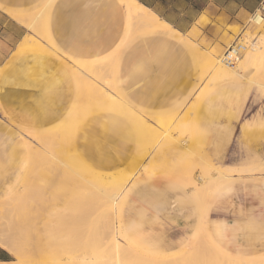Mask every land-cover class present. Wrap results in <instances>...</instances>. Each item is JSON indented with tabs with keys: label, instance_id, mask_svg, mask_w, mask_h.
<instances>
[{
	"label": "rangeland",
	"instance_id": "374dc122",
	"mask_svg": "<svg viewBox=\"0 0 264 264\" xmlns=\"http://www.w3.org/2000/svg\"><path fill=\"white\" fill-rule=\"evenodd\" d=\"M41 1L0 0V19H12L24 29L0 62L8 68L0 77V233L5 235L0 236H9L6 241L0 239L8 249L0 246L11 250L12 261H16V249L5 242L9 243L11 236L19 240L29 236L24 226H12L16 213L23 214L45 200L55 203L58 212L84 214L74 231L79 230L82 241L88 243L100 216L94 210L89 217L91 207L87 205L95 199L82 198L86 189L95 184L94 193L96 188L112 192L124 184L117 203L108 211H113L116 228H122L126 236L119 240L129 250L144 246L147 254L182 256L188 254V248L192 253L191 245L198 242L214 259L239 256L243 264H264V20L261 24L253 20L257 13L264 19V2L252 13L221 12L214 20L204 14L179 38L166 36L161 30L127 34L124 15L106 5V0H45L40 6ZM49 3L48 15L38 29L12 17L29 19ZM1 30L0 22V53ZM28 38L36 51L28 46ZM249 38L262 47L259 60L251 66L253 71L232 80L211 79L208 56L220 59L232 46L243 45ZM246 50L243 47L238 55ZM109 54L114 57L111 74L105 57ZM100 58L107 64L102 59L97 63L106 64L108 72L101 73L92 63ZM80 61H86L88 68ZM67 67H76L83 77L100 84L110 74L116 93L109 84L103 83L104 89L154 129V134L137 129L140 124L130 113L124 117L113 110L88 112L78 104L74 143L54 142L53 146L61 159L69 153L80 158L86 170L78 178L73 164L61 176L56 162L28 169L13 147L14 141L26 138L37 148L38 142L20 127L37 134L51 131L61 124L71 103H76L78 90ZM226 67L235 69L237 64ZM258 79L261 81L256 83ZM85 143L89 148L86 152L92 149L86 157ZM113 156L116 160L111 161ZM216 167L225 173L231 170L227 179L213 177ZM197 173L205 180L196 178ZM31 176L36 187L43 186L32 198L25 191ZM183 176L196 180L197 187ZM67 188L78 193L75 199L63 194ZM67 228L61 231L63 236L73 231ZM245 257L252 261H245Z\"/></svg>",
	"mask_w": 264,
	"mask_h": 264
},
{
	"label": "bare ground",
	"instance_id": "6f19581e",
	"mask_svg": "<svg viewBox=\"0 0 264 264\" xmlns=\"http://www.w3.org/2000/svg\"><path fill=\"white\" fill-rule=\"evenodd\" d=\"M102 1H104V0H102ZM105 2L107 3V4L105 3L106 5L114 6L117 8V10L122 12V15H124V18H125V26H126L125 30H126L127 34L128 33L131 34V33L136 32V31H143V30H145V31L146 30H152V31L161 30L162 32H165V33L167 32L168 34L177 36L179 38L183 37V34L178 32L172 25L168 24L164 19H162L154 11H152L150 8H148L146 5L142 4L138 0H106ZM49 5H50V3L45 5L44 7L40 8L37 12H35V15L29 19H26V17H24V16L13 15L12 17L14 19H17L19 21V23L27 26L28 28L38 29L41 26V21L44 18V16L48 15V6ZM114 10H116V9H114ZM118 15L116 16L117 18H118ZM253 20L255 22H257L258 24H261L264 19H263L261 14L257 13L253 17ZM27 41L29 43H31L28 46H32L31 48L33 50L35 49V51H36L37 47H35L34 43H32L33 40L28 38ZM96 46H98V45H96ZM242 46L246 47L247 50L245 52H243L241 55L240 54L235 55V54H233L232 51H230V52H228L227 55H223L222 58L216 59V60H213L208 56V59L206 61H209V65L212 67V71H213L211 79L216 80V81L232 80L233 78H235L237 76L241 77L244 75H248L249 73H251L253 71V70H251V68H252L251 66L254 65L256 60H259V59H257V57L261 53V49H262V47L260 46V42L259 41H251L250 38L244 39ZM42 50H44V49H42ZM92 51H94L93 48H92ZM201 53H203V52L201 51ZM110 55L111 54L106 55L105 57L109 61V66H110L109 71L111 74L112 69H113L114 57H110ZM105 57H103V58H105ZM227 57L230 58L231 60H233L235 64H237V67L235 69H229L226 67L225 60L227 59ZM101 59L102 58L97 59L95 61H92V63L95 64V66H98V69L100 70L101 73H104L108 70L107 68H105V67H107L106 66L107 62L104 59H102L106 62V64H103V65H100V63L98 64L97 62H100ZM80 62H81L80 65L88 68V63L86 61H80ZM198 62H201V61H198ZM104 65H105V67H104ZM7 69L8 68H7L6 64L0 65V77L7 72ZM67 69L69 70V72L72 76L73 84H74L75 88H77V90H78V92H76L75 97H74V100L76 101V103H73V104L71 103V106L68 109L67 114L60 121L61 124L54 125V129L51 131L49 130L50 132L47 130L45 132V130H44V132H42L41 134H37L35 132L33 133V130H29V129H25V128L20 127L21 131H24L25 133L31 135V137L34 138V140L36 142H38L37 148L33 147V143H32L33 140L32 141L27 140L26 138L18 139L16 141H14L13 147H14V151L17 152L18 154H20L23 161H25V164L27 165L28 169H29V167H32V168L36 167L40 163L43 164V162H56L57 171H58V173H60L59 175L61 176L62 174H65L66 172H68L67 169L69 168V165L73 164L75 166V169H76V171H74V175H76L77 176L76 178H78V177H82L83 176L82 173L86 170L84 165H82L80 158L78 157L80 160L79 161L78 158L75 156V154L72 153L70 155V153H69L66 155V157L64 156L65 157L64 159H61V158H59L60 156L59 157L56 156V153L53 151V146H55L54 145L55 143H59L60 145L65 144V143H71V144L74 143L75 133H76V130L78 128V123H76L74 121L75 120L74 118L79 116V115H77L78 104L82 105L81 109H84V111L86 110L88 112L97 111V110H101V111L113 110V112L118 113L124 117L128 116L129 115L128 113H130V115H129L130 118H132V120L137 121L140 124V126H138L137 129L143 128L144 131H146V132L149 131L150 133L152 132L153 134H154V129L142 117H138L137 114H134L135 112L131 111L130 108H128L121 101V99L118 98L114 93H111L110 91H107L104 89L102 84L103 83L109 84V86L112 88V91L116 93L115 87L112 83V76L110 74L107 77H105V79H103V83L100 84L99 82L94 81L88 77H83L84 75H82L80 70L77 69L76 67L75 68L74 67L73 68L67 67ZM255 70L258 71L257 69H255ZM201 72H202V70H201ZM203 73H202V77H203ZM257 75H260V74H257ZM256 77H258V76H256ZM259 81H261V80L258 79L257 82L256 81L255 82L258 83ZM261 83H263V82H261ZM81 102H83L84 104ZM189 106H190V104H189ZM67 118H69L68 121H66ZM167 122H169V121H167ZM181 122H182V120H181ZM159 123H161L160 120H159ZM51 127H53V126H51ZM163 128L168 129V125H167V127H163ZM149 132H147V134H150ZM165 135H168V133H166ZM51 137L54 138L53 139L54 141L50 140V139H52ZM83 148H84L83 154L86 153V155H85V157H86L88 153H91L90 151H92V149L89 150L88 152H86V150L89 149L88 143H85L83 145ZM102 149H104V147H102ZM176 149H177V147H176ZM59 151L61 152V150H59ZM102 153H104V151H102L101 154ZM57 155H58V153H57ZM102 155H103V159H102L103 161L102 162H104L105 155L104 154H102ZM115 156L112 157L114 159L110 158V159H112L111 161L116 160ZM181 157H180V160H181ZM107 162L110 163L109 159L107 160ZM107 162L105 164H107ZM198 167H199V165H198ZM83 168H85V169H83ZM194 168H195V166L193 167V169ZM213 171H214L215 176H213V175L212 176L216 177L217 179H220L222 181V180L227 179V177L230 175V174H228V172L231 170L227 169L226 173H225L221 168L216 167V168H213ZM232 171H233V169H232ZM86 173H87V171H86ZM188 173L191 174L192 172L188 171ZM206 173H208V172H206ZM56 175H57V173H56ZM210 175H211V173H210ZM60 176L57 178L58 180H59ZM32 177L33 176H31V179H29V181L27 182L26 187H25L26 193L31 198H32V195H34L35 192H37V189L42 186L40 184V187H36L35 186L36 181L34 180L35 178L32 179ZM197 177L200 178V175L196 176V178ZM50 178H51L50 181H52V179H53L52 176ZM200 179H201V181L205 180L202 178V176ZM180 180H181V178H180ZM184 180H187V179L185 178ZM177 181L180 182L179 180H177ZM187 181L191 182L190 179ZM195 181L192 180L191 183L197 187V183ZM94 183H97V181L96 182L94 181ZM94 185H91L92 188ZM89 186L90 185H88V187ZM202 186L199 185L198 187H201L202 189L199 188L200 192L204 193L203 191H201L204 188V186L203 187ZM86 187L87 186H85V189H86ZM123 187H124V184L118 186L117 189L115 191H112V192L107 191L104 188L103 189L96 188L95 193H94V191H92L94 189L89 188V189H86V191H87L86 195L82 194V195H85L82 198H84V197L88 198L89 197V198L95 199L94 201L91 202L92 203L91 205L90 204L87 205V208L91 207L90 208L91 210L89 209V212H90L89 217H91L94 210H95V214L97 213L100 216V220L98 219L99 220L98 227L93 229L94 233L91 235V240L88 239L89 240L88 243L82 241V238L80 235L81 232L79 230L74 231L78 228V225L81 223V220H79V218L81 216H85L84 214L79 215L78 212H74V211L67 212V213L58 212L55 208L56 207L55 203L50 202L51 204H47L45 202V200L42 202L39 201L40 203L38 205H36V203H37L36 202L35 203L36 207L32 206L33 202L31 204L29 203L33 208L31 207L30 209L24 210L23 214L22 213L21 214L16 213L17 217L15 219H13L11 217V215L13 213L11 214V212L8 211L9 209L5 208V210L7 209V211L11 214L9 217L6 215V214H8V212H7L5 214L7 216V218L8 217H9V219L11 218L10 220L13 219V221L11 222L12 226H14V227H16L17 225L18 226L19 225L24 226L25 229H28L29 236L26 234V236H28V237L24 238L23 240H19L15 237L11 236L10 242L9 243L5 242V244H11L12 243V245L15 247V249H16V252H15L16 261L0 262V264H12V263L13 264H40V262H41V264H231V262H233L232 264H241L242 262H244L243 258L239 257V256H236L235 258L227 257V256H224V257L220 256V258L217 257L216 259H214L215 257H212L208 253V251L206 249H204L203 244H200L198 242H195L194 245H191V247L194 248V251L192 253H191V249L188 248V250H189L187 252L188 254L182 255V256H175L174 254L171 255V254H157V253L156 254H154V253L153 254H151V253L147 254L143 250L144 246H142L143 248H139V249L137 248L136 250H133V249L129 250L130 248L124 247L122 242H120L119 237L123 236L124 238H126V236H125L124 232L121 230L122 228H119V229L116 228L117 222H114V220L112 218V215H113L112 212L113 211L111 213H109V211H108L109 206L113 205V203L116 202L118 197H120V195L123 191ZM179 187H183V186H179ZM68 189H70V190H68ZM77 190L79 191L78 188H77ZM82 190H80V191H82ZM193 192L196 193L197 191L193 190ZM195 193H193V194H195ZM198 193H199V191H198ZM63 194L71 196V198L75 199V197L77 196L78 193L75 190H71V188H67V190H65V193H63ZM198 195H196V196H198ZM200 195H202V194H200ZM202 196H200L201 200H203V197L205 196V194L203 197ZM27 199L29 200L30 198H27ZM31 200L32 199H30L29 201H31ZM107 207H108V209H107ZM110 207L112 208V206H110ZM2 208L3 207H1L0 211H2ZM4 213H2V214H4ZM87 213H88V211H87ZM201 221H203V220H200L199 222H201ZM66 228L71 229V231L72 230L73 231L70 234L63 236L61 234V231L65 230ZM74 228H76V229H74ZM202 228H203V226H202ZM0 232H1V230H0ZM72 233H73V235H71ZM0 234H1V236H5V235H3V233H0ZM191 235L193 236V234H191ZM1 236H0V239L3 238ZM6 236L9 237L8 235H6ZM6 238L4 237L3 239L6 241L7 240ZM192 241H194V240H192ZM196 241H198V240L196 239ZM0 243H1V245H3L2 242H0ZM3 246L5 248H7L6 245H3ZM130 247H132V246H130ZM10 248L11 247L9 246V249ZM250 250H251V248H250ZM9 251H11V250H9ZM252 251H253V249L251 250V252ZM12 252L14 254V250ZM220 255H223V254L220 253ZM247 255L248 254H246V256ZM36 258H37V260L39 259L38 260L39 262H37ZM41 258H45V259L47 258V259H49V261L47 263H42V261L40 260ZM244 259L247 262L252 261V260H248L249 259L248 257H245ZM247 262H245V263H247Z\"/></svg>",
	"mask_w": 264,
	"mask_h": 264
},
{
	"label": "crops",
	"instance_id": "0c3cea01",
	"mask_svg": "<svg viewBox=\"0 0 264 264\" xmlns=\"http://www.w3.org/2000/svg\"><path fill=\"white\" fill-rule=\"evenodd\" d=\"M146 5L178 32L183 34L195 26L204 14L214 20L221 12L228 15L254 12L264 0H138ZM45 0L40 2V6ZM39 6V7H40ZM14 14V13H12ZM1 31L3 52L0 53V62L6 55V48L14 45L23 36L24 29L16 21L3 17ZM166 36L171 37L167 32ZM12 261L9 251L0 246V262Z\"/></svg>",
	"mask_w": 264,
	"mask_h": 264
},
{
	"label": "built area",
	"instance_id": "2783aa9c",
	"mask_svg": "<svg viewBox=\"0 0 264 264\" xmlns=\"http://www.w3.org/2000/svg\"><path fill=\"white\" fill-rule=\"evenodd\" d=\"M242 48H243V46H242L241 44L234 45V46H232V47H231V48L225 53V55H227L228 52H230V51H232L233 54L238 55L239 50L242 49ZM225 62H226V64H231V65L234 63V61L231 60V59L228 58V57H227V59L225 60Z\"/></svg>",
	"mask_w": 264,
	"mask_h": 264
}]
</instances>
